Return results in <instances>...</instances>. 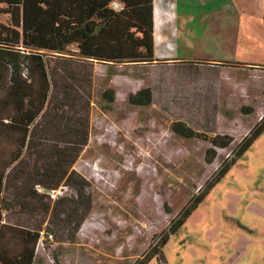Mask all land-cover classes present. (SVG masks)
Masks as SVG:
<instances>
[{
	"label": "rangeland",
	"instance_id": "374dc122",
	"mask_svg": "<svg viewBox=\"0 0 264 264\" xmlns=\"http://www.w3.org/2000/svg\"><path fill=\"white\" fill-rule=\"evenodd\" d=\"M60 1L41 0L40 10L38 0H0V42L112 56L93 59L88 141L72 166L91 209L73 242L42 234L40 264H138L199 196L162 256L145 264H264V130L231 162L264 120V0H95L107 5L83 25L86 15ZM24 22L38 42L23 43ZM110 88L107 102L100 94ZM142 88L151 103L130 104ZM175 122L193 136L175 134ZM212 138L229 144L212 147Z\"/></svg>",
	"mask_w": 264,
	"mask_h": 264
},
{
	"label": "trees",
	"instance_id": "16d2710c",
	"mask_svg": "<svg viewBox=\"0 0 264 264\" xmlns=\"http://www.w3.org/2000/svg\"><path fill=\"white\" fill-rule=\"evenodd\" d=\"M2 1L9 6H21L25 0ZM40 1L39 9L46 10L40 7ZM140 1L143 7L150 3L149 0ZM101 4L95 0H61L59 8L84 13L86 16L79 23L83 25L89 21L90 14L95 15L107 5ZM25 27L24 22L23 29ZM51 32L48 36L53 40ZM35 35L34 26L25 28L23 43L37 41ZM86 51L85 54L93 58L48 56L42 50H25L0 42V264H32L43 233L59 235L60 242H73L89 214L91 194L85 191L89 184L72 166L88 141L92 63L95 60L109 63L112 56L105 57L109 58L106 60L101 59L103 55L97 51ZM100 96L111 102L114 91L105 89ZM151 101L148 88L128 96V102L133 105L146 106ZM171 129L185 138L193 136L183 122L173 123ZM263 130L264 120L249 130L250 138L236 152L232 163ZM210 143L218 148H226L229 144L217 142L216 138ZM210 152L211 148L206 149L205 156ZM227 170L228 166L222 168L218 179ZM61 185L73 190V196L52 197L50 192ZM201 197H196L192 208L178 217L155 245L153 253L138 264H145L153 255L162 256V247L185 222Z\"/></svg>",
	"mask_w": 264,
	"mask_h": 264
},
{
	"label": "crops",
	"instance_id": "0c3cea01",
	"mask_svg": "<svg viewBox=\"0 0 264 264\" xmlns=\"http://www.w3.org/2000/svg\"><path fill=\"white\" fill-rule=\"evenodd\" d=\"M212 60V59H211ZM35 258H36V260L32 263V264H40L41 262H40V260H39V256L37 255V253H36V255H35Z\"/></svg>",
	"mask_w": 264,
	"mask_h": 264
},
{
	"label": "built area",
	"instance_id": "2783aa9c",
	"mask_svg": "<svg viewBox=\"0 0 264 264\" xmlns=\"http://www.w3.org/2000/svg\"><path fill=\"white\" fill-rule=\"evenodd\" d=\"M51 196H52V197L55 196V195L53 194V192H52Z\"/></svg>",
	"mask_w": 264,
	"mask_h": 264
}]
</instances>
